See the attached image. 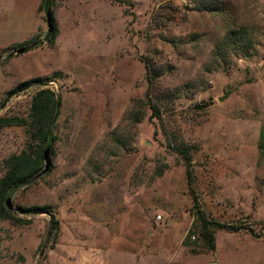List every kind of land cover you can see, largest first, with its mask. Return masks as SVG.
<instances>
[{"label":"rangeland","instance_id":"1","mask_svg":"<svg viewBox=\"0 0 264 264\" xmlns=\"http://www.w3.org/2000/svg\"><path fill=\"white\" fill-rule=\"evenodd\" d=\"M0 53V118L43 88L60 101L0 264H264V0H0ZM31 144L0 129V179ZM189 171L206 217L256 236L218 230L209 250Z\"/></svg>","mask_w":264,"mask_h":264},{"label":"trees","instance_id":"2","mask_svg":"<svg viewBox=\"0 0 264 264\" xmlns=\"http://www.w3.org/2000/svg\"><path fill=\"white\" fill-rule=\"evenodd\" d=\"M45 1L48 6L51 5V0ZM55 39L56 32L53 31L52 33H49L48 40L50 42H54ZM3 62V53H0V66ZM147 73L149 86L152 87L153 81L152 77H150V68ZM30 85L31 84L28 83L22 87L29 88ZM59 106L60 101L56 93L50 89L43 88L34 95L28 118H0V129L15 126L25 127L29 135L30 143H32L21 153L15 154L6 160V173L0 179L1 219H7L15 225L28 223V220L20 218L14 210L9 208L8 200L11 199L12 201V197L17 190L31 185L37 176L44 169H46L48 160L50 161V167L46 172H48L52 167L51 150L53 143L57 140L54 133L58 120ZM182 153L188 169H190V165L192 163L191 158L187 151ZM188 186L191 195L193 196L197 220L200 223V236L209 250H216V232L218 230H225L233 233L240 232L241 230H247L249 233L256 236V232L253 228L226 224L206 217L199 206V199L193 187L192 173L190 171L188 172ZM41 209L42 208L40 207L21 208L20 213L25 215H35L40 213ZM55 229L57 230L58 228Z\"/></svg>","mask_w":264,"mask_h":264},{"label":"water","instance_id":"3","mask_svg":"<svg viewBox=\"0 0 264 264\" xmlns=\"http://www.w3.org/2000/svg\"><path fill=\"white\" fill-rule=\"evenodd\" d=\"M47 24H48V28H49V33H52L53 30H54V22H53V14H52L51 10H49L47 12ZM25 51H26V49L24 48V49L19 50L18 53L19 54H23ZM49 167H50V161L48 160L47 161V166H46V169L44 170V172H46ZM8 206H9L10 209L14 210V206H13V203H12L11 199L8 200Z\"/></svg>","mask_w":264,"mask_h":264}]
</instances>
